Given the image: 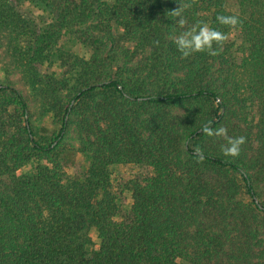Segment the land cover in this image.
Here are the masks:
<instances>
[{"label":"trees","instance_id":"16d2710c","mask_svg":"<svg viewBox=\"0 0 264 264\" xmlns=\"http://www.w3.org/2000/svg\"><path fill=\"white\" fill-rule=\"evenodd\" d=\"M13 1L44 4V12L60 23L57 32L66 16L77 17L79 6L88 5L81 13L86 19L102 18L122 42L134 46L135 54L149 52L150 77L163 74L167 80L144 90L135 81L112 76L84 83L67 104L56 107L59 128L47 143L36 138L25 118L21 94L0 87L11 92L13 107L24 119L21 145L0 141L6 148L3 165L11 172L19 167L13 158L17 164L31 152L52 157L75 109L97 93L101 98L79 128L80 152L89 160L86 172L64 178L53 163L29 176L0 179V264H264V257H257L252 247H240L246 246L244 241L232 235L242 233L246 216H264L254 178L241 157L223 155V138L202 131L205 125L224 127L235 137L241 128L232 123L248 111L254 125L250 134L258 146L253 165L264 162V0H79V5L78 0H0L4 27L3 14H16ZM184 3L191 6L184 12L188 23L182 30L204 21L227 39H239L237 49L231 47L234 62L228 71L215 68L216 79L214 61L219 57L201 52L184 58L169 38L179 28L169 12ZM218 15H238L240 24L235 29L220 25ZM47 33L30 43L38 47L32 60L43 57ZM167 53L182 59L166 60ZM158 67L162 73L154 70ZM178 74H184L182 81L169 83ZM219 78L223 85L218 89ZM176 106L187 112L183 128L166 112ZM157 109L163 114L157 115ZM247 140L252 145V138ZM197 148L202 161L194 155ZM120 160L152 170L147 178L125 183L131 199L125 211L109 174ZM91 231L97 243L90 239Z\"/></svg>","mask_w":264,"mask_h":264},{"label":"rangeland","instance_id":"374dc122","mask_svg":"<svg viewBox=\"0 0 264 264\" xmlns=\"http://www.w3.org/2000/svg\"><path fill=\"white\" fill-rule=\"evenodd\" d=\"M12 1V0H10ZM80 1H77L79 5ZM16 14L6 11L3 14L5 27L0 25V87H10L17 90L23 97L27 105V115L29 125L36 135V138L49 142L53 139L59 128L56 118V107H63L69 101L72 92L92 81L102 80L106 77H114L125 83L140 85L144 89H153L167 79L163 74L150 77L151 54L146 50H139L135 54L134 46L125 44L120 39V33L115 29H110L102 18L86 19L81 13L89 9L88 5H80L79 14L66 16L67 23L63 29L57 32L58 25L55 16L45 13L44 4L34 2L33 5L21 4V1L11 2ZM96 6H100L98 4ZM76 10V11H77ZM11 15V17H10ZM61 19V18H60ZM175 19V18H174ZM48 30L42 53V58L31 59V55L38 47H34V41L39 35ZM182 30L171 31V35H178ZM173 41V40H172ZM174 42V41H173ZM33 45H31V44ZM224 46L216 55L214 79L217 78L215 68L228 71V65L234 62V54L231 52L233 45H240L239 39L235 35H230ZM33 46V48H31ZM49 49V51H46ZM39 56V57H41ZM166 60H178L182 57L167 53ZM226 59V62L223 60ZM148 60V61H147ZM150 65V66H149ZM158 73L163 72V68H154ZM160 70V71H159ZM152 75V74H151ZM184 78V74H178L171 82H179ZM220 78L215 84V88H221ZM223 82V81H222ZM168 83V84H169ZM167 84V85H168ZM166 85V86H167ZM56 102V103H55ZM14 96L10 91H0V141L21 145L23 137L19 129L23 125V116L17 112ZM55 103V105H53ZM101 103L99 93L83 101L68 120L64 137L59 146L52 153V157L46 155H36L33 152L26 158L20 160L19 167L11 172L3 165L6 148L0 147V179L20 178L34 173L40 166L55 164L64 173V178L81 176L89 168V160L81 154L82 145L79 142V131L83 120L91 118V112ZM200 109V106H195ZM150 110V109H149ZM152 112V111H150ZM154 112V111H153ZM168 117L183 128L185 121V109L173 107L167 109ZM161 113V114H160ZM157 115H162L163 111L157 109ZM240 127L236 130L235 137H244L245 143L241 146L238 157L244 160L248 167L249 174L254 178V186L260 201H264V162L253 165L255 162L254 150L258 147L255 142V135L250 134L254 127L251 113L247 111L246 116H236L232 126ZM178 126L177 129L181 130ZM18 129V130H17ZM8 134V135H7ZM248 137V138H247ZM252 138V145L249 146L247 139ZM207 144L210 140H205ZM22 147V146H21ZM7 156L12 154L9 152ZM179 156V155H178ZM175 156V160L179 157ZM26 160V161H24ZM60 161V164L58 162ZM53 169L52 167H50ZM110 179L112 190L119 198L120 207L125 211L131 204L130 194L124 189V185L130 180H142L151 176L152 170L145 164H126L122 160L110 167ZM246 203V200H243ZM246 225L242 233L232 235L239 237L246 246L257 253V257H264V216L248 215L244 218ZM89 237L93 243H97L95 233L89 232ZM255 237V238H253ZM242 241V243H243Z\"/></svg>","mask_w":264,"mask_h":264},{"label":"clouds","instance_id":"9594fccd","mask_svg":"<svg viewBox=\"0 0 264 264\" xmlns=\"http://www.w3.org/2000/svg\"><path fill=\"white\" fill-rule=\"evenodd\" d=\"M190 6V3H184L179 5L176 10L169 12L170 17L175 18L176 24L181 29H184L188 23L184 12ZM216 20L220 25L230 26L233 29L240 24L238 15H218ZM169 38L174 41L181 56L187 58L201 52H208L213 56L217 55L218 49L227 39V36L223 32L210 27L207 22L196 21L187 30L181 31L178 35L173 34ZM202 131L210 137L215 136L225 140L226 143L222 146L224 156L235 158L240 155L241 146L245 143L244 137H230L224 127L213 129L210 125H205ZM194 155L201 161L204 159V155L199 148L195 149Z\"/></svg>","mask_w":264,"mask_h":264}]
</instances>
